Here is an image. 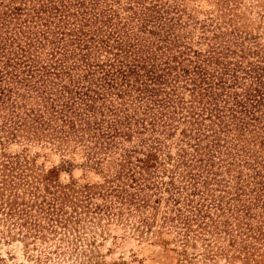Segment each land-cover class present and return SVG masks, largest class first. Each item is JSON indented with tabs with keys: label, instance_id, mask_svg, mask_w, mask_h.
<instances>
[{
	"label": "trees",
	"instance_id": "16d2710c",
	"mask_svg": "<svg viewBox=\"0 0 264 264\" xmlns=\"http://www.w3.org/2000/svg\"><path fill=\"white\" fill-rule=\"evenodd\" d=\"M188 1L0 0L5 242L66 228L75 188L109 217L164 201L183 248L210 235L211 257L264 264V0H212L201 19ZM10 142L80 148L103 182L60 185L72 161L39 170Z\"/></svg>",
	"mask_w": 264,
	"mask_h": 264
},
{
	"label": "rangeland",
	"instance_id": "374dc122",
	"mask_svg": "<svg viewBox=\"0 0 264 264\" xmlns=\"http://www.w3.org/2000/svg\"><path fill=\"white\" fill-rule=\"evenodd\" d=\"M212 8V0H189L186 5V10L200 19ZM243 12L244 20L252 21L249 18L254 17L253 13L244 8ZM4 149L10 155L26 156L30 166L39 170H53L62 158L72 161L69 171L53 173L60 185L103 182L101 174L82 165L84 154L80 148L62 153L49 146L33 144L25 151L21 143L10 142ZM109 165L112 166L107 162ZM75 191V188L67 191L70 202L64 211L70 221L66 228H58L55 234H45L44 239L22 240L15 236L5 242L1 238L3 226L0 224V264H245L242 259L230 261L220 255L211 257V250L221 244L214 236L206 235V242L197 240L183 248L175 232L162 226L164 201L157 210L133 211V215L124 211L122 217H109L102 207L95 210L92 206V203L102 205L101 199L89 200L85 193L81 194L82 189ZM74 204L79 206L75 212ZM141 212L143 217H148V226L136 224Z\"/></svg>",
	"mask_w": 264,
	"mask_h": 264
}]
</instances>
